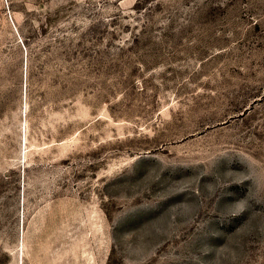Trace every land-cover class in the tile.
Wrapping results in <instances>:
<instances>
[{
  "label": "rangeland",
  "instance_id": "obj_1",
  "mask_svg": "<svg viewBox=\"0 0 264 264\" xmlns=\"http://www.w3.org/2000/svg\"><path fill=\"white\" fill-rule=\"evenodd\" d=\"M0 264H264V0H0Z\"/></svg>",
  "mask_w": 264,
  "mask_h": 264
}]
</instances>
